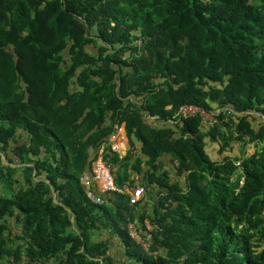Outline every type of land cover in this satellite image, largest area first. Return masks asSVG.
<instances>
[{
    "label": "trees",
    "instance_id": "obj_1",
    "mask_svg": "<svg viewBox=\"0 0 264 264\" xmlns=\"http://www.w3.org/2000/svg\"><path fill=\"white\" fill-rule=\"evenodd\" d=\"M0 182V264H264V0H0Z\"/></svg>",
    "mask_w": 264,
    "mask_h": 264
},
{
    "label": "built area",
    "instance_id": "obj_2",
    "mask_svg": "<svg viewBox=\"0 0 264 264\" xmlns=\"http://www.w3.org/2000/svg\"><path fill=\"white\" fill-rule=\"evenodd\" d=\"M196 112H200L206 119L207 117L204 115L206 112L199 108L196 105L186 104L180 106L178 111L180 116L191 115ZM111 148L114 152H118L120 156L123 154L120 152V147L122 145L121 141L117 140L116 131L110 136ZM115 142V143H114ZM80 181L85 187L86 196L93 203H102V198L94 192V185L96 186L99 192H107V191H117V192H127L129 195L130 203L133 204L137 202L142 193L143 189L141 187H135L133 189H129L126 185L123 187H118L114 184L113 176L109 167H107L102 161L101 156L99 155L97 158L93 159L90 164V170L84 172L80 176ZM147 229H151V225L147 220L144 221ZM129 235L138 242L144 249H148V244L144 238L139 234V231L136 229L133 223L128 224Z\"/></svg>",
    "mask_w": 264,
    "mask_h": 264
},
{
    "label": "rangeland",
    "instance_id": "obj_3",
    "mask_svg": "<svg viewBox=\"0 0 264 264\" xmlns=\"http://www.w3.org/2000/svg\"><path fill=\"white\" fill-rule=\"evenodd\" d=\"M207 119L211 120V114L205 113L204 114ZM256 123V122H254ZM121 127V125H120ZM121 128H118V130ZM117 132V130H116ZM115 143V142H114ZM206 149L209 153V155L213 158V159H220L222 158L224 155H238L240 153V150H244L245 155H250L254 152V150L256 149V146L253 143H246L244 145H240L238 143H235V145H233V147H231L228 150H225L223 152H219V144L218 143H211L208 142L206 145ZM124 151V147H120V152L122 153ZM0 192H4L5 195H8L6 192V186L4 183L0 182ZM13 225V224H12ZM14 230L13 231H18L20 226H13Z\"/></svg>",
    "mask_w": 264,
    "mask_h": 264
},
{
    "label": "crops",
    "instance_id": "obj_4",
    "mask_svg": "<svg viewBox=\"0 0 264 264\" xmlns=\"http://www.w3.org/2000/svg\"><path fill=\"white\" fill-rule=\"evenodd\" d=\"M146 121L149 122V123H152V124H155V120L149 116H146L145 117ZM118 128H121L118 130ZM116 130H117V140L118 141H121L122 142V145L121 147H124V151L122 152V154L124 155L126 153V150L128 149L129 145H128V138L126 136V133H125V129H124V125L121 124V127H118ZM102 151V148H100L99 150V153ZM97 186V185H96ZM96 186L94 185V188L97 190ZM137 187H140V186H137ZM142 188V187H141ZM98 191V190H97ZM99 192V191H98ZM109 253L115 257V259L120 262L122 261L123 259V256H122V251L120 250V247H117V246H111V248L109 249ZM120 260V261H119Z\"/></svg>",
    "mask_w": 264,
    "mask_h": 264
}]
</instances>
